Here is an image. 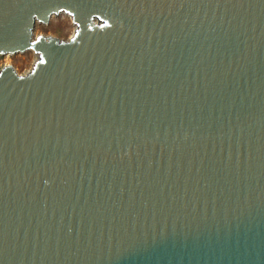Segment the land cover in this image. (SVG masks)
I'll return each instance as SVG.
<instances>
[{
    "label": "water",
    "instance_id": "1",
    "mask_svg": "<svg viewBox=\"0 0 264 264\" xmlns=\"http://www.w3.org/2000/svg\"><path fill=\"white\" fill-rule=\"evenodd\" d=\"M60 11L0 71V264H264V0H0V55Z\"/></svg>",
    "mask_w": 264,
    "mask_h": 264
},
{
    "label": "rangeland",
    "instance_id": "2",
    "mask_svg": "<svg viewBox=\"0 0 264 264\" xmlns=\"http://www.w3.org/2000/svg\"><path fill=\"white\" fill-rule=\"evenodd\" d=\"M77 26L66 15H57L49 18L47 23H37L31 30L30 45L36 41L37 36L43 39L50 38L60 42L69 40L76 32ZM39 60L36 52L29 49L25 52L0 55V71L6 67H11L18 76H24L31 71L35 63Z\"/></svg>",
    "mask_w": 264,
    "mask_h": 264
},
{
    "label": "bare ground",
    "instance_id": "3",
    "mask_svg": "<svg viewBox=\"0 0 264 264\" xmlns=\"http://www.w3.org/2000/svg\"><path fill=\"white\" fill-rule=\"evenodd\" d=\"M60 14H58V15H61V14H63V15H66V16H68L70 19H71V21L73 22V24L75 25L76 23L73 21V18H72V15L71 14H69V13H65L64 11H60L59 12ZM52 17V16H51ZM51 17H49V18H51ZM49 18H48V20H43V19H36L35 20V23H34V25L35 24H37V23H47L48 21H49ZM93 22L94 23H96L97 21L96 20H93ZM77 25V24H76ZM31 41V40H30ZM30 41H29V43H30ZM23 49V50H22ZM22 49H19V50H16V52H25V51H27V50H29V49H31V45L29 44L28 46H26V47H24V48H22ZM13 53H15V52H12V51H7V52H5L4 54H13ZM37 56H38V58H40V56L37 54Z\"/></svg>",
    "mask_w": 264,
    "mask_h": 264
}]
</instances>
